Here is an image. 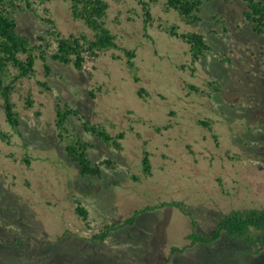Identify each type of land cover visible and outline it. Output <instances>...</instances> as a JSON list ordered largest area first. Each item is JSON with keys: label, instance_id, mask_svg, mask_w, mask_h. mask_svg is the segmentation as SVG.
I'll return each instance as SVG.
<instances>
[{"label": "rangeland", "instance_id": "rangeland-1", "mask_svg": "<svg viewBox=\"0 0 264 264\" xmlns=\"http://www.w3.org/2000/svg\"><path fill=\"white\" fill-rule=\"evenodd\" d=\"M107 1V25L119 46L135 51L134 67L121 49L88 58L81 70L48 56L51 73L38 60L37 74L14 94L19 134L10 144L0 140V264H161L193 229L208 235L232 209L264 206V57L258 54L264 33L243 23L246 2L205 0L201 19L186 24L165 8L166 0L152 5L148 23L138 0ZM16 16L19 31L36 43L46 37L50 51L55 42L44 17L66 34L87 31L66 0H31ZM172 25L203 33L211 46L193 70L186 66L188 45L170 34ZM28 92L35 101L25 109ZM56 98L112 134L126 132L117 150L72 117L71 129L90 143V156L115 162L102 165L100 176L82 175L67 156L55 125ZM2 126L11 131L3 120ZM144 149L152 164L147 177L141 173ZM26 153L29 164L22 160ZM75 199L87 208L89 227L76 215ZM174 201L190 215L160 206L104 241L85 239L136 209ZM169 264H264V246L255 249L222 232L214 243L172 254Z\"/></svg>", "mask_w": 264, "mask_h": 264}, {"label": "trees", "instance_id": "trees-1", "mask_svg": "<svg viewBox=\"0 0 264 264\" xmlns=\"http://www.w3.org/2000/svg\"><path fill=\"white\" fill-rule=\"evenodd\" d=\"M69 3V9L74 19L80 20L86 26L87 31L63 33L57 28L55 21L50 17H44L43 20L48 23L47 36L55 42V48L50 51V41L44 36H38L39 43L34 42L31 37L18 29L17 16L19 11L29 9L31 0H0V140L10 144L15 133L19 134L18 126L21 124V112L17 108V102L14 100V94L18 93L19 85L25 79H30L37 74L36 62L40 60L46 74H50V66L47 64L48 56L64 65H71L76 70H81L88 58H94L101 53L111 49H121L125 54L126 64L132 69L134 67L133 58L135 51L121 47L117 43V35L107 25L109 2L107 0H66ZM157 0H138L142 7L144 21L148 23L152 19L151 7ZM205 0H166V9L174 10L181 21L186 24L198 22L200 7ZM228 1V0H227ZM240 1V0H232ZM246 6L242 11L243 23H249L251 29L258 33H264V2L261 0H243ZM223 22V19H220ZM171 35L181 38L187 45L190 54V62L186 66L193 70L194 64L205 57L210 51L211 46L207 43L203 33L199 31L178 32L177 26L172 25L169 28ZM261 57H264V46L258 51ZM116 58H119L117 56ZM225 60H229L228 57ZM184 67V65H182ZM135 80H139L134 76ZM212 84L217 81H211ZM39 84L49 89L46 81H40ZM196 89L195 86H192ZM198 89H196L197 91ZM91 92V91H90ZM144 89L140 88L138 93L143 94ZM92 95H94L91 92ZM142 96V95H141ZM25 109L34 106V97L31 92L24 98ZM55 125L58 129V137L65 142V152L69 159L75 162L82 175L100 176L102 165L114 166L112 159L104 158L95 161L89 153L90 143L84 141L79 132L71 129L72 117L77 118L85 132L101 139L108 147L117 150L122 149V140L125 137V131L121 130L112 134L105 125L96 123L88 119L82 110L73 107L60 98L55 100ZM39 115V112H36ZM2 120L9 125L10 130L2 126ZM202 125H207V119L199 120ZM167 126H164L166 128ZM159 130V128H157ZM23 162L29 164L32 157L25 154ZM141 173L147 177L152 174V164L150 152L143 150ZM134 179L136 176H133ZM171 205L179 208L183 213L190 215L183 210L180 202H162L156 206H145L136 209L133 214L126 219L105 224L100 231L93 233L87 240L104 241L112 231L119 229L124 225H132L138 214L141 212L158 208L160 206ZM74 211L76 215L89 227V212L87 208L78 199H75ZM191 217V216H190ZM193 220V219H192ZM193 228L196 222L192 221ZM225 232L232 238H238L247 244L258 249L264 246V206L235 208L227 214L222 215L220 221L210 234L204 235L196 233L193 229L188 234V241L182 246H172L168 261L161 264H169L170 256L177 252H183L186 248L196 243L211 244L217 241L221 233ZM22 240L11 242L13 246L18 245ZM1 243H5L0 238Z\"/></svg>", "mask_w": 264, "mask_h": 264}, {"label": "bare ground", "instance_id": "bare-ground-1", "mask_svg": "<svg viewBox=\"0 0 264 264\" xmlns=\"http://www.w3.org/2000/svg\"><path fill=\"white\" fill-rule=\"evenodd\" d=\"M32 240V239H31ZM11 244V243H10ZM13 244V243H12Z\"/></svg>", "mask_w": 264, "mask_h": 264}]
</instances>
